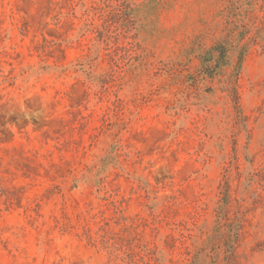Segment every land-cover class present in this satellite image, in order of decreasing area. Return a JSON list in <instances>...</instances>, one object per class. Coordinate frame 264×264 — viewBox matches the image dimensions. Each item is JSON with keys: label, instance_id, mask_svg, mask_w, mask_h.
Instances as JSON below:
<instances>
[{"label": "rangeland", "instance_id": "1", "mask_svg": "<svg viewBox=\"0 0 264 264\" xmlns=\"http://www.w3.org/2000/svg\"><path fill=\"white\" fill-rule=\"evenodd\" d=\"M0 264H264V0H0Z\"/></svg>", "mask_w": 264, "mask_h": 264}]
</instances>
